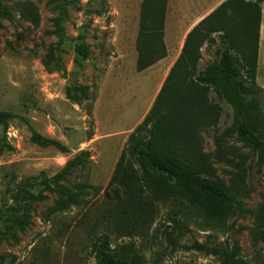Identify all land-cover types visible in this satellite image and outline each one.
I'll list each match as a JSON object with an SVG mask.
<instances>
[{"label": "rangeland", "instance_id": "rangeland-1", "mask_svg": "<svg viewBox=\"0 0 264 264\" xmlns=\"http://www.w3.org/2000/svg\"><path fill=\"white\" fill-rule=\"evenodd\" d=\"M141 2L66 0L60 13L51 0H3L13 21L0 19V111L10 114L0 124V211L13 205L11 191L21 181L34 182V193L42 196L29 203L28 226H11L15 238H0L4 264H98L92 245L103 234L125 264H222L223 257L213 249L234 254L245 264H264V241L259 239L264 231V165L255 162L243 143L228 139L217 146L215 138L232 128L234 114L213 90L207 95L221 108L219 118L195 137L209 156L215 179L232 192L239 165L251 168L241 209L236 207L223 221L213 220L179 198L157 200L134 175L126 177L127 188L139 192L144 211L124 215L113 199L117 196L121 205L127 201L129 192L111 179L120 154L129 158V134L141 123V114L149 112L168 76L135 71ZM21 3L33 7L35 22L18 15ZM259 9V63L255 82L246 84V99L259 103L263 123L258 134L264 138V0ZM226 13L228 17L230 9ZM212 40H217L215 61L217 50L225 46L220 35ZM79 44L88 56L77 63ZM214 61L201 66L202 71ZM32 132L60 146L32 143ZM83 152L89 155L83 167L58 183L76 195L62 209L56 202L66 195L46 190L42 182L55 188L52 177Z\"/></svg>", "mask_w": 264, "mask_h": 264}, {"label": "trees", "instance_id": "trees-1", "mask_svg": "<svg viewBox=\"0 0 264 264\" xmlns=\"http://www.w3.org/2000/svg\"><path fill=\"white\" fill-rule=\"evenodd\" d=\"M51 1L60 13H64L66 0ZM2 2L0 0V19L13 21V15ZM262 2L226 0L187 35L182 52L170 69L151 109L128 136L129 158H126V152H122L116 164L111 184L117 181L123 192H129L124 205L117 196H113L122 214L144 211L139 192L127 188L126 177L133 175L142 182L145 191L157 200L179 198L213 220L223 221L236 207L241 209V200L248 193L245 179L251 168L239 165L237 188L232 192L223 182L215 179L209 156L203 152L202 142L195 137V133L201 127L214 125L219 118L221 108L211 103L207 95L213 90L234 114L232 128L215 138L217 146H223L228 139L243 143L251 149L256 157L255 162L264 165V138L258 134L263 117L258 101L246 99L249 94L246 84H253L257 75L261 18L259 4ZM166 6L167 0H142L140 4L135 43L137 72L149 68L166 55L163 42ZM228 9L231 13L227 17ZM17 11L25 20L36 21V12L30 4H19ZM60 21L59 16L55 28L57 33L60 31ZM212 33H221L225 47L212 65L197 74L199 49L206 41L213 42L209 38ZM75 51L77 63L87 59L83 44L76 45ZM8 118L10 114L0 111V124H5ZM31 142L41 147L60 146L36 132H32ZM88 158V153L83 152L67 162L51 179L55 188L50 187V182H42L46 190L66 195L65 199L60 197L57 200L58 207L64 209L76 200L75 194L58 183L65 181L74 168H82L84 160ZM131 159L139 170L133 169ZM120 173L123 174L119 176ZM11 194L13 205L4 212L0 211L2 239L15 238L9 227L23 229L28 226L26 212L30 201L42 199L41 195L34 193V182L29 181L18 183ZM262 212L264 226V208ZM259 239L264 241V231ZM212 252L223 257L222 264H245L234 254L221 253L216 249ZM92 254L98 264H125L124 259L111 251L106 234L95 240ZM5 260V256H0V264H4Z\"/></svg>", "mask_w": 264, "mask_h": 264}, {"label": "crops", "instance_id": "crops-1", "mask_svg": "<svg viewBox=\"0 0 264 264\" xmlns=\"http://www.w3.org/2000/svg\"><path fill=\"white\" fill-rule=\"evenodd\" d=\"M226 0H167L166 13H165V22L163 28V42L166 49V55L164 58L158 60L154 65L149 68L137 72L138 74L153 72L157 75L163 74L164 78L170 72V69L178 60L182 48L184 46L187 35L192 31L203 19L208 17L211 13H213L217 7H219ZM262 20L263 13L261 12V23L259 27V44L260 47L261 38H262ZM137 33V32H136ZM221 33H212L209 38L215 39ZM216 36V38H214ZM217 42V40H216ZM216 42H205L202 48V59L200 61L201 66L206 65L207 63H211L214 60V48ZM237 46V45H236ZM217 49V48H216ZM223 49V48H222ZM221 48L218 49V56L215 60H217L220 56ZM233 52V51H232ZM235 55V54H233ZM132 56V55H131ZM214 56V57H213ZM133 65L135 68L137 54L135 51L133 52ZM258 63H259V48H258ZM197 68V74L202 73V69ZM258 68V65H257ZM148 112V111H147ZM146 112V114H147ZM140 116L138 119L139 122L143 120L145 115Z\"/></svg>", "mask_w": 264, "mask_h": 264}]
</instances>
